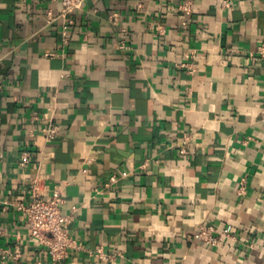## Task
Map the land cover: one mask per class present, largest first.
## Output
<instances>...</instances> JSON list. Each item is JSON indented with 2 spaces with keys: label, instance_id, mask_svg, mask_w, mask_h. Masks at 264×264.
<instances>
[{
  "label": "crops",
  "instance_id": "0c3cea01",
  "mask_svg": "<svg viewBox=\"0 0 264 264\" xmlns=\"http://www.w3.org/2000/svg\"><path fill=\"white\" fill-rule=\"evenodd\" d=\"M60 11L0 0V264L50 263L12 206L37 175L83 246L60 264H264V0Z\"/></svg>",
  "mask_w": 264,
  "mask_h": 264
},
{
  "label": "built area",
  "instance_id": "2783aa9c",
  "mask_svg": "<svg viewBox=\"0 0 264 264\" xmlns=\"http://www.w3.org/2000/svg\"><path fill=\"white\" fill-rule=\"evenodd\" d=\"M61 5L59 18H62L66 24H72L71 15L80 11L85 0H57ZM224 5L228 4L224 2ZM179 9L186 15L190 14V8L187 5L180 6ZM48 22L54 21L51 11L46 14ZM112 24L117 25L119 15L112 13L109 17ZM182 26H185L182 23ZM121 48H124L123 44ZM53 127L49 125L42 131L51 134ZM182 153H185L182 150ZM28 160L24 158L22 165H27ZM126 172H121L118 175H113L109 178V184L112 185L127 177ZM41 176L37 175L32 181L31 188L28 192L29 201L27 204L22 202H14L12 206L24 217L25 224L29 230L30 236L37 240L50 258L49 264H60L65 260L70 251H81L83 246L75 240L66 230L67 218L62 213V205L64 197L61 191L56 188L51 194H45L40 188ZM243 189H240V192ZM4 209V208H3ZM192 238L201 242L206 246H216L218 243L217 231L213 226L200 225L192 234ZM88 257L91 260L108 261L110 257L106 255L100 248L94 251H87ZM20 253L18 248H15V254L12 259L16 260ZM40 264V263H37Z\"/></svg>",
  "mask_w": 264,
  "mask_h": 264
}]
</instances>
